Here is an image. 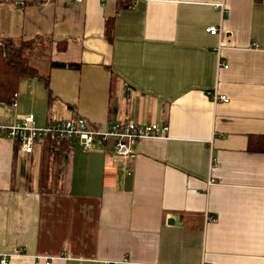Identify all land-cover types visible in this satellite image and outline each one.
Wrapping results in <instances>:
<instances>
[{
  "label": "crops",
  "instance_id": "crops-1",
  "mask_svg": "<svg viewBox=\"0 0 264 264\" xmlns=\"http://www.w3.org/2000/svg\"><path fill=\"white\" fill-rule=\"evenodd\" d=\"M0 36L38 42V74L0 102V126L31 113L39 126H169L123 163L104 143L47 141L25 155L0 130V258L264 264V151L249 150L264 138V0H0Z\"/></svg>",
  "mask_w": 264,
  "mask_h": 264
},
{
  "label": "built area",
  "instance_id": "built-area-1",
  "mask_svg": "<svg viewBox=\"0 0 264 264\" xmlns=\"http://www.w3.org/2000/svg\"><path fill=\"white\" fill-rule=\"evenodd\" d=\"M22 7L29 0H15ZM47 2L49 0H42ZM81 2L83 0H75ZM222 11H224V3H221ZM207 32L212 35L222 36V27L209 26ZM227 43L220 42L218 48V71L222 68H228L224 64L221 57V49ZM214 102H229L226 95L214 91L212 94ZM8 137L19 143L21 152L25 155L33 153L38 146L51 141L54 145L59 146L62 142L78 143L85 150H92L98 143H104L112 148L109 152L114 162L123 163L130 159L134 152L135 144L142 139H167L169 137V126L160 125L158 123H150L140 125L135 122H118L107 126L105 129L93 127L86 118L82 116H74L62 120L50 121L47 125L39 126L34 114H28L20 118L18 121L10 125L0 126ZM212 183V181L210 182ZM26 255V253L16 248L11 252L3 253L0 258V264H8L9 257ZM39 259H45L46 264H52L55 257L38 256Z\"/></svg>",
  "mask_w": 264,
  "mask_h": 264
},
{
  "label": "trees",
  "instance_id": "trees-1",
  "mask_svg": "<svg viewBox=\"0 0 264 264\" xmlns=\"http://www.w3.org/2000/svg\"><path fill=\"white\" fill-rule=\"evenodd\" d=\"M114 23L109 19L106 27L107 35L113 37ZM34 39L16 41L11 37L0 36V102L13 103L18 92L21 79L27 76H36L37 69L31 65L35 54ZM52 66H77V64H65L53 62ZM259 140V142H257ZM250 138L249 150L264 151V138ZM54 145L49 144V149Z\"/></svg>",
  "mask_w": 264,
  "mask_h": 264
},
{
  "label": "water",
  "instance_id": "water-1",
  "mask_svg": "<svg viewBox=\"0 0 264 264\" xmlns=\"http://www.w3.org/2000/svg\"><path fill=\"white\" fill-rule=\"evenodd\" d=\"M170 222H173V220L171 219Z\"/></svg>",
  "mask_w": 264,
  "mask_h": 264
}]
</instances>
